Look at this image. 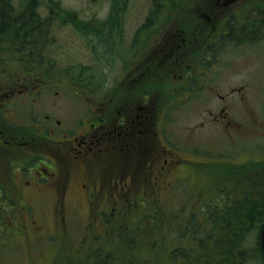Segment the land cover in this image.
<instances>
[{
    "label": "rangeland",
    "instance_id": "obj_1",
    "mask_svg": "<svg viewBox=\"0 0 264 264\" xmlns=\"http://www.w3.org/2000/svg\"><path fill=\"white\" fill-rule=\"evenodd\" d=\"M39 1L42 16L54 6L51 2H55L56 16L65 11L64 15L69 13L71 17L54 21L53 29L47 30L45 42L42 47L38 46L33 60L19 61L12 48L3 49L0 43V86L29 85L32 92V96L20 95L9 104L10 108L5 111L8 120L2 117V123L13 122L19 113L17 106L21 105L23 111L31 104L32 109L25 115L28 117L31 111L37 120L47 116V127L54 133L53 138L67 140L87 127L89 122L81 123L80 115L92 117L93 112V118L120 117L127 100L137 104L144 98L145 111L148 104L151 107L146 119L148 139L139 146H129L128 151L122 152L116 147V155L92 178V181L109 182L125 172L127 164L144 174L149 171L148 163H157L152 156L159 152L170 161L178 160L179 166L172 174H163L157 188L149 187L144 177L141 184L135 179L136 187L130 188L126 196L133 199L131 203L143 199L145 202L139 206L133 204L134 215L141 212L138 210L141 206L147 209L159 206L179 213L187 203L191 207L212 201L218 203L219 188L227 183L226 178H232L223 163L241 166L260 158L256 150L264 143V31L248 34L240 46L226 45L220 49L218 61L207 69V77L201 70L200 80L190 83L203 82L224 98L219 99L206 90L188 97V94L180 95V91L187 88H182L179 74L188 63L196 72L200 69L202 45L188 30L198 26L197 14L201 17L204 13H198V3L207 0H124V4L122 0L115 6L112 0ZM10 2L19 8L23 0ZM111 7L116 17L111 30H100V27L97 30L102 24L108 25L106 20ZM248 15L242 13L238 19L248 22L252 20ZM92 21L97 22L94 28H84L86 22ZM212 25L209 22L207 30ZM262 26L264 24L259 30H264ZM137 30H142L143 35L140 46ZM164 30H171L176 36L162 52L161 77L155 78L153 49ZM100 32H105V37L99 41L97 33ZM185 32L190 34L191 41L181 52L182 60L171 58L170 54L176 53V44ZM142 49L146 54L145 79L127 83V66L136 63V53ZM31 65L33 68L29 67ZM37 72L44 74V82L29 81V75ZM101 108L108 109L100 115ZM222 108L225 119L211 122L210 118ZM229 122L230 125H226ZM159 130L160 139L155 134ZM135 155L140 158L133 160ZM6 169V162L1 161L0 264H70L72 258L75 264H82L85 250L93 246V240L99 245L102 242L95 235L103 230L97 220L101 210L92 209L85 189L80 187L87 177L84 169L74 166L70 169L62 210L56 208L51 188L44 186L36 195L37 191L31 186L37 183L30 180L31 176L26 177L31 185L19 187V180L10 177ZM175 178L180 180L175 183ZM146 189L152 190L151 195L141 193L140 190ZM16 191L23 196L22 200H16ZM97 194L95 202L98 200L100 205H105L101 204L106 202L104 198L110 202L109 196ZM121 210H115L110 222L133 220L123 216ZM179 230L177 233L182 239L191 240L190 228ZM165 235L168 237V233ZM139 255L147 257L145 247L140 248ZM243 264H259V261L253 258Z\"/></svg>",
    "mask_w": 264,
    "mask_h": 264
},
{
    "label": "flooded vegetation",
    "instance_id": "obj_2",
    "mask_svg": "<svg viewBox=\"0 0 264 264\" xmlns=\"http://www.w3.org/2000/svg\"><path fill=\"white\" fill-rule=\"evenodd\" d=\"M197 11L198 13H204H202L201 17L197 14L196 23L198 26L193 27L195 30L188 31H191L190 34L194 35L197 42L202 45L203 52L199 58L201 65L197 72L190 63L183 68V71L179 74V79L183 82L182 88L187 89L180 91V95L188 94L189 97L190 95L193 96V94L199 95L200 92L206 90L222 99L224 96H221L217 93V90H213L203 82L199 85L190 83L200 80L198 77L201 70L207 77V69L212 68L213 62L218 61L217 56L220 49L226 45L230 47L240 46L243 44L242 39H246L248 34L264 31L259 30V26L264 24V0L259 2H255V0H207L203 4L198 3ZM242 13H249L248 17L252 20L248 22L240 21L238 16ZM209 22L213 23V25L210 30H207ZM247 23H250V26H247ZM141 31L137 30L136 33L138 46L141 45L143 39ZM190 34L187 32L183 33V37L174 49L179 54H170L171 58L181 59V52L190 45L191 39L188 36ZM175 36V34L171 33V30H164L158 35L153 49L154 64L157 68L154 74L155 78L161 77L162 52L168 49V45L172 43ZM13 38L17 39V36ZM226 41H228V44H224ZM42 44L44 42L39 43L41 47ZM32 47L33 38L28 34L26 48L29 51V55L19 52V54H16L18 60H33ZM209 54H212V56L210 57ZM137 56L138 59H135L136 63L127 66L128 71L125 76L127 83L134 81L138 83L145 79L146 54L144 50H138ZM44 80L45 76L43 73L39 74L37 72L29 75V81L31 82H44ZM187 84L190 85L188 86ZM20 95L25 96V98L32 96L29 85L22 87L6 86L5 88L2 85L0 86V162H6V172L10 174V177H15L19 180V187H28L31 185L29 181L34 179L37 184H32L33 186L31 187L37 191L36 195L43 191L42 187L44 186L45 189L51 188L54 203H56V208L59 210L64 207V194L67 190L68 175L72 166L78 169L83 168L86 172L87 177L80 187L85 189L87 200L93 206L92 209L101 210L100 213L121 209L126 210L131 204L139 205L140 202L131 203L130 201L133 199L129 200V197L126 196L129 194L130 188L136 187V178H138V183L141 184L144 177L149 187L156 186L157 188L162 175L165 173L172 174L179 166L178 160L170 161L159 152L156 153V156H152L157 163L150 165L148 163L146 167L149 168V171H145L144 174L140 172V169L133 170L127 164V170L119 173L115 178H111L109 182L92 181L97 170L102 171V168L107 165V160L116 155V147H119L122 152L123 150L128 151L129 146H139L148 139L146 119L149 117L150 105L148 104L146 112L145 106L147 104L144 103V98L138 101L137 104H132L133 100H127L123 105L120 117L116 115L111 116V118L105 116L104 119H101L100 116L93 118V112H91L92 117L80 115L79 121L81 123L89 122L87 127L77 133L76 137L70 138L69 136L67 140H61L53 138L55 137L54 133L47 127V116L37 120L33 117L31 111L28 117L25 115L27 111L32 109L31 104L23 111L21 105L17 106L19 113H16L13 122L11 120L7 123H2V117L8 120L6 117L7 112L5 111L10 108L9 104ZM33 100L34 98H32V102ZM105 109L108 108L100 109V115L104 113ZM89 119L91 120L89 121ZM224 119V108L210 118L213 123L221 122ZM226 125H230V122ZM16 128H21L22 130ZM155 134L160 139L161 131H156ZM139 158L140 155L132 157L133 160ZM27 176H31V179L27 180ZM177 180L180 179L175 178L174 182L176 183ZM91 182V185H87ZM13 183L16 184L17 182L13 180ZM1 186L2 184L0 183ZM140 191L145 195H151L152 192L150 189ZM97 193L109 196L110 202H107L106 198L103 199L106 202L101 203H106L105 205H100L98 200L95 202ZM16 196L18 201L23 199V196L17 191ZM98 222L101 221L98 220Z\"/></svg>",
    "mask_w": 264,
    "mask_h": 264
},
{
    "label": "trees",
    "instance_id": "obj_3",
    "mask_svg": "<svg viewBox=\"0 0 264 264\" xmlns=\"http://www.w3.org/2000/svg\"><path fill=\"white\" fill-rule=\"evenodd\" d=\"M121 1L112 0L113 6ZM51 3L54 6L42 16L39 0H23L19 8L10 0H0L2 48H12L15 55L19 52L29 55L26 42L30 34L35 56L39 43L45 42L47 30L53 29L54 21L71 17L69 13L64 15L65 11L56 16V3ZM112 11L111 7L106 20L108 25L102 24L97 30L99 27L100 30H111L113 20H116ZM86 23L84 28H94L97 24L94 21ZM104 33H97L99 41L105 37ZM15 36L19 39L13 38ZM29 67L33 68V65ZM256 151L260 154L257 161L241 166L223 163L232 178H226L227 183L219 188L218 203L212 201L199 207H191L187 203L179 213L157 206L148 209L141 206L138 208L141 212L136 215L131 204L128 209L121 210L124 211L123 216L133 218L128 223L122 219L110 222L115 211L99 213L97 218L103 230L95 236L103 246L93 240V246L85 250L82 264H243L253 258L264 264L260 245L264 227V143ZM144 202L145 199L140 204ZM181 227L190 228L191 240L179 236L177 232ZM140 242H143L142 246ZM141 247H145L147 257L139 255ZM74 260L72 258L70 264H75Z\"/></svg>",
    "mask_w": 264,
    "mask_h": 264
},
{
    "label": "water",
    "instance_id": "obj_4",
    "mask_svg": "<svg viewBox=\"0 0 264 264\" xmlns=\"http://www.w3.org/2000/svg\"><path fill=\"white\" fill-rule=\"evenodd\" d=\"M263 239H264V227L262 228L261 234H260V243H261L262 248H264Z\"/></svg>",
    "mask_w": 264,
    "mask_h": 264
}]
</instances>
